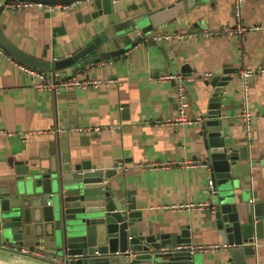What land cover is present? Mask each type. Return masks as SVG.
Instances as JSON below:
<instances>
[{"label": "crops", "instance_id": "0c3cea01", "mask_svg": "<svg viewBox=\"0 0 264 264\" xmlns=\"http://www.w3.org/2000/svg\"><path fill=\"white\" fill-rule=\"evenodd\" d=\"M118 1L123 8L89 22L78 20L77 14L96 11L91 4L55 12L5 7L0 25L28 54L56 60L71 55L105 26L163 10L175 0ZM187 6L185 9L182 4V14L157 30H220L239 22L234 0H197L194 6ZM241 23L264 25V0H244ZM149 33L131 28L88 55L111 54L80 68L82 77L110 80L108 86L100 88L61 89L56 93L36 89L35 77L6 50H0V130L5 132L0 134V190L14 185L20 161L34 159L37 163L43 150L67 137L73 160L118 164L116 169L110 167L114 173L108 182L112 188L122 183L121 189L132 190L142 212L139 224L146 232L152 228L173 234L188 227L192 241L185 246L190 253H197L201 264H224L227 241L213 219L212 196L207 190L211 173L202 164L189 163L208 162L203 135L215 92L212 79L223 75L226 66L239 68V72L264 67V29L159 42L147 36ZM73 69L61 71L72 73ZM206 73L212 76L206 77ZM170 74L186 77L190 121L180 120L175 80L160 79ZM235 77L222 93L223 133L230 148L251 145L253 157L260 160L253 162L245 179L251 193L264 204V155H260L264 152V73L250 82L249 106L254 114L250 140L239 116L243 106L239 73ZM58 128L66 131L58 132ZM23 132H28L26 138ZM187 203L205 205L173 208ZM256 243L252 262L264 264V229ZM27 244L35 246L33 242ZM191 245L218 248L191 251ZM38 247L49 249L48 245ZM9 249L0 246V264H50L15 256Z\"/></svg>", "mask_w": 264, "mask_h": 264}, {"label": "water", "instance_id": "95a60500", "mask_svg": "<svg viewBox=\"0 0 264 264\" xmlns=\"http://www.w3.org/2000/svg\"><path fill=\"white\" fill-rule=\"evenodd\" d=\"M0 3V17L6 4ZM68 3L73 0H31ZM114 1V2H113ZM197 0H175L163 10L137 16L125 23L108 25L94 34L71 55L43 60L25 52L0 25V46L27 67L41 71H73L109 57V53L92 52L108 44L129 29L140 28L142 34L157 30L182 13V4L194 6ZM96 11L77 14L78 20H97L124 7L118 0H95ZM111 53V52H110ZM188 68V66H185ZM224 74L215 76L210 109L204 121L203 139L208 150V170L212 180V216L227 241L228 258L224 264H257L256 237L263 236L264 204L251 193L245 177L254 163L251 145H233L223 133L221 112L223 90L239 73L226 66ZM69 138L52 143L35 160L20 161L14 185L0 190V246L48 245L49 250L70 257L69 264H201L197 253L184 247L191 243L189 228L180 233L146 232L142 212L138 210L132 190L112 188L108 178L118 164H92L73 160ZM261 156L264 155L260 153ZM255 234V235H254ZM251 259V260H250Z\"/></svg>", "mask_w": 264, "mask_h": 264}, {"label": "built area", "instance_id": "2783aa9c", "mask_svg": "<svg viewBox=\"0 0 264 264\" xmlns=\"http://www.w3.org/2000/svg\"><path fill=\"white\" fill-rule=\"evenodd\" d=\"M95 0H73L68 3H48L41 1H31V0H14L6 4V7L14 8V9H26V8H39L44 9L48 12L55 11H74L79 10L85 5L92 4ZM244 0H234V14L238 19V24L235 27L224 26L220 30H207V31H178V32H164L161 30H155L150 32L147 36H150L154 41L159 42L163 40H170L172 38L182 39V38H197V37H206V36H216L220 34H237L242 35L248 31H256L264 29V25H256L249 26L241 23L242 19V5ZM0 50H3L0 46ZM11 60L12 58L9 57ZM22 69L27 71L29 74L35 77L34 87L39 90L45 91H53L58 92L61 89H73V88H100L103 86H108L110 80H104L98 77L86 78L81 75L84 73L82 69H78L72 73H64L61 70H53V71H41L36 70L31 67H27L24 64H19ZM264 73V67L259 66L256 68H246L239 72V76L241 79V88H242V99L243 106L241 112L239 114L242 119L244 129L247 135L248 140H250L252 135L251 124L254 118V114L249 106V87L251 80L259 75ZM206 77H211V73H206ZM161 80H175L176 82V94H177V103L180 112V120L181 121H190L187 118V110L189 107L188 95L186 89V77L182 74H170L164 75L160 77ZM57 131H66V129L58 128ZM5 133L3 130H0V134ZM26 135L28 132H23ZM190 165H199L202 164L208 167V162H190ZM208 192L212 193V180L210 179L207 184ZM205 204L204 203H187L181 204L179 206H173V208H201ZM257 245L255 240V246ZM187 247V246H184ZM191 251L200 250H211L214 248H218V245H191L189 246ZM9 252L15 256H28L33 259H37L43 262H47L50 264H69L70 257H62L57 253L49 250L40 248L38 246H25L18 245L12 246L9 249Z\"/></svg>", "mask_w": 264, "mask_h": 264}, {"label": "rangeland", "instance_id": "374dc122", "mask_svg": "<svg viewBox=\"0 0 264 264\" xmlns=\"http://www.w3.org/2000/svg\"><path fill=\"white\" fill-rule=\"evenodd\" d=\"M66 69H68V68H66Z\"/></svg>", "mask_w": 264, "mask_h": 264}]
</instances>
